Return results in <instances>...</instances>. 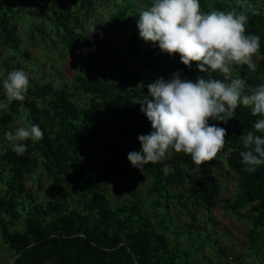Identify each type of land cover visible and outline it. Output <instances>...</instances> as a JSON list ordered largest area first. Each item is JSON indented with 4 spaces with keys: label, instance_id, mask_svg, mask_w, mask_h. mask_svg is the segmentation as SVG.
<instances>
[{
    "label": "trees",
    "instance_id": "16d2710c",
    "mask_svg": "<svg viewBox=\"0 0 264 264\" xmlns=\"http://www.w3.org/2000/svg\"><path fill=\"white\" fill-rule=\"evenodd\" d=\"M111 1L0 0V49L26 55L17 34L22 13L30 20L32 46L49 47L55 37L75 63L69 86L31 79L23 101L0 97V241L13 254L6 264H193L203 230L195 208L209 216L219 207L247 221L252 249L258 234L264 237V167L247 171L239 153L240 135L257 117L241 106L233 119L221 123L227 128L225 144L212 161L195 166L190 155L173 151L165 161L134 168L127 154L140 148L138 134L151 131L139 103L147 85L177 70L192 80L201 75L223 79V74L201 73L196 62L188 68L178 54L145 42L138 28L116 43L119 25L129 15L136 18L138 10L133 0ZM200 2L205 12L248 17L247 32L261 37L257 67L234 66L233 75L251 86L264 83V0ZM20 118L23 126L38 123L44 130L43 139L23 141L29 145L23 155L13 151L5 135L14 132ZM214 160H222L237 179L232 199L219 197ZM164 164L173 169L167 175ZM37 174L46 179L43 192L26 185ZM143 180L148 183L141 197L130 182ZM118 191L128 198L115 197ZM174 209L188 218L182 230L173 221ZM169 233L175 234L173 240ZM205 238L211 240L209 233ZM211 242L222 258L219 240ZM244 261L239 258L237 264Z\"/></svg>",
    "mask_w": 264,
    "mask_h": 264
},
{
    "label": "clouds",
    "instance_id": "9594fccd",
    "mask_svg": "<svg viewBox=\"0 0 264 264\" xmlns=\"http://www.w3.org/2000/svg\"><path fill=\"white\" fill-rule=\"evenodd\" d=\"M247 20L244 13L202 11L200 0H148L140 10V38L170 56L178 54L188 68L196 62L201 73L218 72L223 79L201 75L192 80L177 70L168 79L148 84V93L139 103L151 131L138 134L140 148L127 154L134 168L165 161L173 151L190 155L195 166L212 161L225 144L227 128L221 123L233 119L241 106L257 117L252 128L240 135L241 162L249 172L264 167V83L251 86L233 75L234 66L247 65L252 71L257 67L254 57L261 37L247 32ZM30 80V72L23 68L8 72L0 81L7 100L23 101ZM5 135L13 141V151L23 155L29 147L23 141L43 139L44 130L38 123H29ZM172 170L170 164L162 167L166 175Z\"/></svg>",
    "mask_w": 264,
    "mask_h": 264
},
{
    "label": "rangeland",
    "instance_id": "374dc122",
    "mask_svg": "<svg viewBox=\"0 0 264 264\" xmlns=\"http://www.w3.org/2000/svg\"><path fill=\"white\" fill-rule=\"evenodd\" d=\"M18 2V0H16ZM112 0L110 4L117 2ZM210 2H227L229 0H208ZM19 3V2H18ZM148 0H133V7L138 10L137 17L129 15L123 24L119 25V33L115 35L116 43H122L128 34L137 29V20L139 12L142 8L146 7ZM21 7V6H20ZM18 10H21L18 8ZM23 19L18 22V38L19 44L23 48L26 55H20L8 49H0V81L4 79V74L10 72L15 68H23L25 71L30 72L31 79H40L45 84H51L57 87L60 83L66 82L69 86L70 78L75 73V63L67 56L62 49L59 41L53 37L50 46H32L28 39L29 29L27 22L29 18L25 17L22 13ZM39 23V22H38ZM46 32H50L47 25L42 26ZM39 38V36H38ZM258 59L256 55L254 57ZM37 77V78H36ZM6 95L5 91L0 84V97ZM81 99L84 98L81 96ZM1 105V104H0ZM2 109V106H0ZM23 126V121L20 118L15 124L16 127ZM110 138L112 135L106 127L102 130ZM0 143L3 141L0 140ZM214 173L216 177L221 180L220 199H232L233 194L237 191V179L230 173L228 168L223 164L222 160H214L213 164ZM147 181L143 180L142 183L130 182V186L136 189L141 197H144L145 186ZM27 187L35 192L45 191L47 182L43 175H35L28 178L26 182ZM117 198L127 199L128 196L121 191L114 194ZM199 217V225L203 230L201 231V243L197 244V258H193V264H237V259L244 258V264H264V237L258 234L255 244L252 249L250 248L248 231L250 225L245 220H238L230 212H224L219 207L212 209L209 216L201 208H195ZM174 223L182 230L184 224L187 223L188 218L176 209L173 210ZM152 216L153 213L149 212ZM205 233H209L210 239H218L219 246L223 250L222 258H217L211 249V240L205 238ZM168 236L173 240L174 233H169ZM183 236L179 238L183 242ZM13 258V254L1 243L0 241V262L2 264L9 263Z\"/></svg>",
    "mask_w": 264,
    "mask_h": 264
}]
</instances>
